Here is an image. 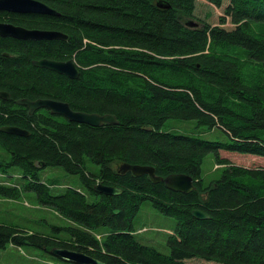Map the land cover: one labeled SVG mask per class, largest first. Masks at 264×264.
I'll return each mask as SVG.
<instances>
[{
    "label": "trees",
    "instance_id": "obj_1",
    "mask_svg": "<svg viewBox=\"0 0 264 264\" xmlns=\"http://www.w3.org/2000/svg\"><path fill=\"white\" fill-rule=\"evenodd\" d=\"M37 1L59 16L6 21L24 28L51 25L67 38L28 43L0 39V83L18 95L53 96L73 111L113 115L118 123L91 127L62 124L50 116L40 118L50 125L33 127L36 121L27 113L1 116L4 124L20 120V129L29 136L0 132L5 152L0 172L18 168L29 180L24 190L74 226L66 229L68 239L59 240L0 224V248L31 246L48 255L52 248H65L103 264H264V167L235 165L220 155L264 160V0H229L224 10L218 5L223 12L217 24L196 19L194 28L185 25L193 17L178 0H164L170 9L157 7L159 0ZM2 51L13 57H3ZM40 58L71 60L79 76L71 80L31 65ZM169 119L218 127L228 141L161 131ZM210 153L224 169L203 188L201 164ZM85 159L99 168L97 174L85 172ZM123 164L153 167L163 179L188 175L195 189L188 194L170 191L148 175L120 172ZM45 167L79 174L86 193L68 188L51 195L37 174ZM97 184L122 193H96ZM18 195L17 187L0 184L1 197ZM144 201L176 221L167 241L169 255L132 236ZM193 210L209 218L196 220ZM102 227L110 232L98 239L94 232Z\"/></svg>",
    "mask_w": 264,
    "mask_h": 264
},
{
    "label": "rangeland",
    "instance_id": "obj_2",
    "mask_svg": "<svg viewBox=\"0 0 264 264\" xmlns=\"http://www.w3.org/2000/svg\"><path fill=\"white\" fill-rule=\"evenodd\" d=\"M177 1V0H176ZM193 19H201L209 24H217L218 17L222 14L224 7L229 0H178ZM212 2V3H211ZM223 2V4H222ZM218 5H222L218 8ZM231 19L227 20L228 27L231 28ZM260 25L264 27V22ZM254 26V25H253ZM260 36V35H257ZM161 131L176 135H184L199 138L210 142H227V135L218 127L208 128L201 125L197 120L169 119L161 126ZM221 152L220 155L228 159L233 164L245 167H264V160L253 157L235 156ZM5 156V152L0 148V159ZM84 170L87 174H97L99 168L88 159L84 160ZM224 167L216 165L212 153L204 157L201 164V185L208 187L212 182L218 180ZM40 183L49 188L51 195H60L66 189H84L80 175L67 174L59 167H45L38 171ZM29 180L24 177L23 172L18 168H8L5 172H0V184L9 187H17L19 195L15 199L0 196V224L11 226L26 234H37L51 239H68L67 228L74 226L67 219L59 215L52 207L40 205L37 195L34 192L24 190V185ZM86 193V192H85ZM88 201L93 202L94 198L88 196ZM132 236L136 242L143 246L151 247L163 255H169L170 249L167 245L168 238L175 233L176 221L172 217H167L157 212L149 201H144L137 211L133 220ZM108 228H98L95 230L96 238H104L109 234ZM0 264H70L56 257L48 255L42 249L31 246L17 247L7 244L5 248H0Z\"/></svg>",
    "mask_w": 264,
    "mask_h": 264
},
{
    "label": "water",
    "instance_id": "obj_3",
    "mask_svg": "<svg viewBox=\"0 0 264 264\" xmlns=\"http://www.w3.org/2000/svg\"><path fill=\"white\" fill-rule=\"evenodd\" d=\"M156 5L157 7L163 9L171 8L170 4L164 0L157 1ZM0 11L21 14L59 16V13L54 9L37 0H0ZM185 25L191 28L197 26V24L193 21H187ZM0 37L13 38L22 41H51L66 40L67 38L66 35L60 32L47 30H27L7 23H0ZM32 64L36 68H44L49 71H53L57 74L66 76L71 80H75L79 76V71L75 63L71 60L66 62H55L43 59L39 61H33ZM20 103L29 108V113H32V111L36 109L44 108L49 110L52 115L65 117L69 122L85 124L91 127H100L104 124L116 125L118 123L115 116L113 115H100L97 113L90 114L73 111L67 103H60L50 100H38L35 102L23 100L20 101ZM0 132L21 137L29 136L28 131L15 127H2L0 128ZM119 170L122 173L131 172V174L135 177L148 175L152 183L156 184L162 181L165 187L170 191L188 194L193 189H195L193 180L188 175L171 174L163 179L155 175L153 167L129 164H123L120 166ZM94 191L96 193L108 196H118L122 193V189L109 187L102 184L95 185ZM192 215L196 220L200 221L207 220L209 218L206 214L199 210H193ZM50 255L70 264H103L102 262L90 257L85 253L65 248H52L50 250Z\"/></svg>",
    "mask_w": 264,
    "mask_h": 264
},
{
    "label": "flooded vegetation",
    "instance_id": "obj_4",
    "mask_svg": "<svg viewBox=\"0 0 264 264\" xmlns=\"http://www.w3.org/2000/svg\"><path fill=\"white\" fill-rule=\"evenodd\" d=\"M0 15H2V20H0V23L11 24V23L6 21V17L11 18L14 16V17H18L21 19H26L25 17L31 16V15L34 17L35 15H38V14H21V13H11V12L0 11ZM11 25H13V24H11ZM13 26L24 28L20 25H13ZM24 29L57 31V30L51 29V25H47V27L44 29L37 28L36 26H32L30 28L25 27ZM0 39H3V40L8 39L7 41L12 40L13 42H18V41L26 42V43L37 42V41H22V40H16L13 38H1V37H0ZM43 42H48V41H43ZM15 51H16V53H18V48H15ZM1 54L5 58L13 57L12 54H6L5 51H2ZM43 59L49 60L46 58L31 60V65L33 66V64H32L33 61H39V60H43ZM49 61L66 62L68 60L57 59V60H49ZM0 68H2V66H0ZM40 69H44V68H40ZM50 72H53V71H50ZM53 73H55V72H53ZM55 74H57V73H55ZM57 75L63 76L60 74H57ZM63 77H66V76H63ZM23 100H28L30 102H35L38 100H50V101H57L60 103H65L64 101L53 98V96H37V95H32L31 93H28L26 95H21V94L18 95V94H15L13 87H8V86L4 85L3 83H0V118H1V116H4L6 112H7L8 117H11V116L20 117V113L23 112V113H27L28 117H33V120L36 121V122H32L31 125L33 127L50 125L51 124L50 122L40 119L42 117H45L46 119H48L50 116L57 117L58 118L57 122L60 121L62 124L70 123L65 117L52 115L49 110L44 109V108H39V109L32 111V113H29V108L27 106L23 105L22 103H20V101H23ZM20 122H21L20 120H15L14 122H12V124H4L3 122H0V128H2V127L20 128L22 125Z\"/></svg>",
    "mask_w": 264,
    "mask_h": 264
}]
</instances>
